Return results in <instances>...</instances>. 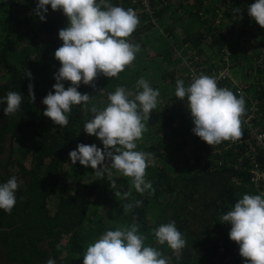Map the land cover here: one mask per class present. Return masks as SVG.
Here are the masks:
<instances>
[{"label":"trees","instance_id":"trees-1","mask_svg":"<svg viewBox=\"0 0 264 264\" xmlns=\"http://www.w3.org/2000/svg\"><path fill=\"white\" fill-rule=\"evenodd\" d=\"M148 2L147 6L144 0H110L114 6L135 10L140 23L129 40L139 44L140 51L118 78L101 74L94 81L95 87L81 83L78 91L89 94L92 100L87 107L74 105L68 125L59 127L43 115L47 106L42 101L49 91L54 92V75L61 67L55 51L63 43L58 33L65 28V17L60 24L61 15L48 5L44 22L34 14L38 0H0V100L9 91L23 97L15 115L6 116V102H0V184L12 176L19 184L12 211L0 209V264H47L50 257L56 264H83L87 246L111 230L107 227L108 213H99L108 205L116 211L113 217L121 221V229L136 224L146 237L145 246L157 248L170 258V264H245L239 245L229 237L231 225L221 223V217L244 194L257 195L250 171L255 163L264 168V148L241 159L243 136L214 147L202 141L192 131L191 113L178 112L186 101L175 96V88L177 80H184L186 86L191 82L185 75L189 60L218 64L221 56H229L250 80L245 85L246 110L257 106L261 110L257 123L264 124V28L247 12L255 0ZM235 8L242 9V18L241 14L233 15ZM158 19L164 20L160 24L163 29L154 27ZM149 44L156 45L150 50ZM197 50L204 51L201 55L208 53L212 61L201 55L196 58ZM155 59L163 72L160 80L152 82L145 62ZM50 63L54 64L53 72H43ZM199 72L216 76L214 69L203 67ZM141 77L160 92L157 108L144 122L147 131L136 142V150L152 152L157 159L155 166L146 169L145 177L155 192L141 195L134 187L120 183L119 172L114 170L111 179L116 178L119 185L114 191L121 196L113 197L110 181L101 183L100 176L93 183L80 180L95 170L79 161L72 164L69 153L80 143L103 149L98 137L84 131V121L92 114L89 108L93 104L106 107L108 93L118 86L142 91L137 88ZM30 83L34 84V102L29 98ZM64 85L67 89L71 82L64 81ZM68 172L69 179L60 185ZM128 191L131 196L126 200L123 193ZM54 192L58 194L51 203ZM137 200L142 205L126 212L124 205ZM103 218L105 229L100 228ZM171 221L186 240L179 253L166 243L160 245L154 235V229Z\"/></svg>","mask_w":264,"mask_h":264},{"label":"clouds","instance_id":"clouds-1","mask_svg":"<svg viewBox=\"0 0 264 264\" xmlns=\"http://www.w3.org/2000/svg\"><path fill=\"white\" fill-rule=\"evenodd\" d=\"M48 5L53 11L62 10L69 23L58 33L63 43L55 51V58L61 67L54 75V92L49 91L42 101L47 106L43 115L55 125L66 127L72 107H87L92 100L89 94L78 91L81 83L95 87L94 81L99 75L118 78L126 67L133 64L140 45L133 44L129 38L140 20L135 10L114 6L110 0H38L34 14L41 21L46 22ZM247 12L264 28V0H255ZM236 14H241L242 18V9H233V15ZM222 66L225 68L215 71V77L201 74L197 68L190 66L185 75L192 78L191 82L186 86L184 80H177L175 88V96L187 102L195 125L193 133L212 147L225 141L236 142L242 136L240 142L243 143L249 136L246 133L248 125L264 129V124L257 123L261 110L255 105L246 110L245 85L235 87L228 82L231 77L220 78V73L230 68V62ZM64 81H70L71 86L66 89ZM137 88L142 91L133 92L118 86L114 92L108 93L106 107L99 109L93 104L89 108L93 115L84 122V131L98 137L104 147L101 149L96 144L80 143L69 156L72 164L79 161L83 166H90L96 176L111 178L115 170L130 177L135 190L141 195L149 191L154 194L152 183L145 178L146 169L155 166L154 154L136 150V142L147 131L144 122L149 121L151 112L157 108L160 92L143 77L137 81ZM238 90L244 94L239 95ZM28 91L30 101L34 102V84L28 85ZM22 100L19 92L9 91L0 100L6 102L4 114L15 115ZM253 107L255 111L248 118ZM250 172L252 177L253 172ZM109 181L114 190L116 181ZM18 188L15 176L0 184V209L7 213L12 211L17 202ZM115 196H121V193L115 191ZM130 196V191L123 193L126 200ZM141 205L142 201L137 200L134 204H125L124 209L127 212ZM221 223L231 225L229 237L239 245V254L245 264H264V194H244L234 208L221 217ZM154 235L160 245L166 243L174 253H179L186 246L175 221L160 225L154 229ZM145 240L136 224L130 228L107 230L87 246L83 264H170V258L157 248L145 246ZM47 264H56V261L50 257Z\"/></svg>","mask_w":264,"mask_h":264},{"label":"rangeland","instance_id":"rangeland-1","mask_svg":"<svg viewBox=\"0 0 264 264\" xmlns=\"http://www.w3.org/2000/svg\"><path fill=\"white\" fill-rule=\"evenodd\" d=\"M144 2H145V4L148 6V4H149V2L147 3V0H144ZM0 10H2V8H1V3H0ZM225 10H223V11H221V12H224ZM137 12H139V11H137ZM56 13H58V14H60L61 15V18H60V24H61V21H62V17H65L64 19H63V27H67L68 26V20H67V17L63 14V11L61 10V11H56ZM164 22V20H160V19H158L157 21H156V23H154L155 24V26L154 27H160L161 29H163L164 27H161V23H163ZM153 45H156V44H149L148 45V47H150V50H152L153 49ZM158 48H156L155 50H157ZM202 57H205L208 61H212V59H209V54L207 53L206 55H201ZM221 58H222V63L220 64H213L214 62H207V63H203V62H199V61H197V60H189L188 61V63H189V68L188 69H186V71L185 72H188L189 70H190V66L191 67H193V68H197L198 70H200L201 68H203V67H205V69H214L215 71H217L216 70V68L218 67V66H221L219 69H218V71H220V70H222V69H224L225 68V66H222V65H224V64H226V63H229L230 62V68H229V73H230V75H231V78L228 80V82H230V84L231 85H234L235 87H241V86H243V85H246L248 82H250V80L246 77V76H244L242 73H241V71H242V69L241 68H239L237 65H235V61L232 59V58H230L229 56H226V57H224V56H221ZM216 62V61H215ZM145 65H146V67L148 68V69H150V71H149V73L153 76V79H152V82H156V81H158V78H159V75L163 72L162 71V68L160 67V65H159V60H147L146 62H145ZM257 66V65H256ZM43 68H45V69H42V71L43 72H46V73H48V74H50V73H52L53 72V70H54V64L53 63H50V66L48 67V66H44ZM253 76V75H252ZM159 80H160V78H159ZM97 99V98H96ZM98 100V99H97ZM104 107V104H100L99 105V109H102ZM182 108V110L181 109H179L178 110V112L179 113H181L182 111L183 112H190V110L188 109V107H187V102H185L184 103V105L181 107ZM92 115L93 114H91L88 118H86L85 119V121L84 122H86L88 119H91L92 118ZM189 118H191V115H189ZM192 119V118H191ZM193 122V121H192ZM248 127H249V130L246 132V133H249L250 134V131H251V126L250 125H248ZM83 128H84V124H83ZM242 131H243V128H242ZM250 143H251V141H250V138L249 137H247V138H245L244 139V142H243V146H244V149H243V152H242V156H241V159L243 158V156H246V157H251L252 156V147L254 146V145H250ZM139 145L141 146L142 145V142H139ZM185 152L186 153H190V151H189V149H186L185 150ZM237 152V151H236ZM235 152V153H236ZM152 153V152H151ZM154 158H156V157H154ZM157 159H155V161H156ZM166 166H167V168H172L171 167V165H169V164H165ZM10 169L12 170V171H14V170H16V166L15 165H10ZM77 169V168H76ZM254 169V165H253V167L251 168V171ZM69 173L70 172H68L67 174H66V178L64 179V182H61V184L60 185H64L65 184V182L69 179ZM84 177H80V180H84V181H88V182H94L95 180H96V178H97V176L94 174V173H85L84 175H83ZM116 176L117 177H121V179H120V183H123L124 185H127V186H129V187H134L133 186V184H132V179H128V177H125V176H123L122 174H116ZM109 179H111V178H109L108 176H104V177H101V183H104L105 181H109ZM115 181L117 182V179L115 178ZM119 185L116 183V188L118 187ZM115 188V189H116ZM57 189H62V190H64L65 191V188L64 187H58ZM114 189V190H115ZM110 190H112L113 191V197H116L115 196V191L111 188ZM72 191V190H71ZM58 193L57 192H54L53 193V195H52V201H50L51 203H53V198L57 195ZM98 196H100V194H99V192H98ZM97 198V197H96ZM111 207V205H108L107 207H105V208H100V210H99V213H101L102 215H105V214H107V217H108V219H107V222H108V225H107V227H108V229H111V230H116L117 228H122V223H121V221L119 220V219H114V214H115V212L116 211H112V210H109V208ZM104 212V213H103ZM103 220H104V222L102 223V225L100 226V228H104L105 229V226H104V223H106V219L105 218H103ZM90 221H92V224H96V221L95 220H90ZM101 224V223H100ZM97 225V224H96ZM99 228V229H100ZM103 229V230H104ZM107 229V228H106ZM102 230V231H103ZM100 231H101V229H100ZM98 236H100V235H98Z\"/></svg>","mask_w":264,"mask_h":264},{"label":"built area","instance_id":"built-area-1","mask_svg":"<svg viewBox=\"0 0 264 264\" xmlns=\"http://www.w3.org/2000/svg\"><path fill=\"white\" fill-rule=\"evenodd\" d=\"M231 77L229 73V69H225L220 73L221 79H226ZM227 88V87H223ZM229 89V88H227ZM230 90V89H229ZM239 95H243L244 92L242 90H238ZM255 108H251L250 113H248V118L253 115ZM250 138V145H254L252 147V155L260 152V148H264V129L261 127H253L251 128L250 134L248 136ZM253 175L251 177V182L254 184L256 188V194H264V168L261 167L258 163L254 164V169L252 170Z\"/></svg>","mask_w":264,"mask_h":264},{"label":"crops","instance_id":"crops-1","mask_svg":"<svg viewBox=\"0 0 264 264\" xmlns=\"http://www.w3.org/2000/svg\"><path fill=\"white\" fill-rule=\"evenodd\" d=\"M204 52V51H203ZM203 52H200L199 50L196 51V58H198ZM216 52V51H215ZM217 53V52H216Z\"/></svg>","mask_w":264,"mask_h":264},{"label":"flooded vegetation","instance_id":"flooded-vegetation-1","mask_svg":"<svg viewBox=\"0 0 264 264\" xmlns=\"http://www.w3.org/2000/svg\"><path fill=\"white\" fill-rule=\"evenodd\" d=\"M8 261V260H7ZM4 264H12V263H10L9 261L8 262H5Z\"/></svg>","mask_w":264,"mask_h":264}]
</instances>
